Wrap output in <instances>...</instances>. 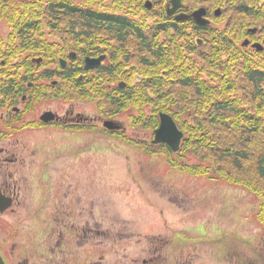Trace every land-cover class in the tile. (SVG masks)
I'll return each mask as SVG.
<instances>
[{
  "label": "trees",
  "instance_id": "trees-1",
  "mask_svg": "<svg viewBox=\"0 0 264 264\" xmlns=\"http://www.w3.org/2000/svg\"><path fill=\"white\" fill-rule=\"evenodd\" d=\"M147 1L153 4L151 11ZM169 1L0 0V24L5 22L10 31L5 41L0 38L1 59L10 64L21 56L20 64L31 65L32 54L43 57L45 64L57 62L64 55L55 49L56 41H49L52 36L64 39V52L79 51L82 60L97 54V40L105 42L109 33H120L114 38L123 43L119 50H128L127 59L143 77L136 86L129 85L124 97L107 100L96 93L100 112L115 116L135 110L132 127L146 132L158 128L160 113L171 115L185 134L180 151L151 146L145 148L148 155L161 156L170 168L194 177L244 188L259 200L255 220L264 229V51L242 46L250 40L264 47V0H181L190 11L206 8L212 27L156 22ZM158 35L166 42L161 61ZM85 72L64 77L63 86L71 80L74 89L77 76ZM100 73L113 74L109 68ZM84 90L67 97L91 98Z\"/></svg>",
  "mask_w": 264,
  "mask_h": 264
},
{
  "label": "flooded vegetation",
  "instance_id": "flooded-vegetation-1",
  "mask_svg": "<svg viewBox=\"0 0 264 264\" xmlns=\"http://www.w3.org/2000/svg\"><path fill=\"white\" fill-rule=\"evenodd\" d=\"M170 5L171 1L156 22L194 24L177 20L190 14L187 9L169 16ZM119 34L109 33L105 42L97 40V54L91 52L82 60L79 51L64 52V39L52 36L55 49L63 51L65 58L59 57L58 62L45 64L43 57L34 56L31 65L6 64L0 55V257L5 264H116L115 241L118 236L120 242L131 236L122 230L115 233L113 217L108 224L100 216L97 182L88 187L81 175L83 168H97L101 150L121 152L133 146L144 151L151 141L144 131L134 130L138 139L128 134L126 114L99 110L96 93L107 100L124 97L129 85L136 86L143 77L133 60L127 59L128 50H119L123 43L114 39ZM104 44L107 47L100 48ZM164 44V37L158 35L159 61ZM100 58L97 67L86 70V59ZM61 60L66 61L64 68ZM106 68L111 76L100 73ZM81 70L86 72L77 76V88H72L71 80L67 88L63 86L64 77ZM50 76L57 79H45ZM83 88L91 98L67 97ZM123 262L117 264H128ZM140 264H157V256L150 255Z\"/></svg>",
  "mask_w": 264,
  "mask_h": 264
},
{
  "label": "rangeland",
  "instance_id": "rangeland-1",
  "mask_svg": "<svg viewBox=\"0 0 264 264\" xmlns=\"http://www.w3.org/2000/svg\"><path fill=\"white\" fill-rule=\"evenodd\" d=\"M9 34L2 22L0 38ZM128 113V134L138 139ZM145 153L133 146L101 150L97 168L81 170L84 182H97L100 216L108 224L113 217L115 233L131 234L115 241L116 264H140L150 255L157 264H264V229L255 220L259 200L253 194L172 169L164 158Z\"/></svg>",
  "mask_w": 264,
  "mask_h": 264
},
{
  "label": "water",
  "instance_id": "water-1",
  "mask_svg": "<svg viewBox=\"0 0 264 264\" xmlns=\"http://www.w3.org/2000/svg\"><path fill=\"white\" fill-rule=\"evenodd\" d=\"M173 9L169 10V14L172 15L174 12H176L178 9L182 7L181 0H172ZM147 9L152 8V4L150 2L146 3ZM206 10L205 9H199L195 11L190 17L187 18H193L196 23L200 25H206L208 24V21L205 20L206 16ZM216 16H220V11L218 10L216 13ZM177 20H184L183 17L177 18ZM252 33H256V30H253ZM249 42L246 41L244 43V46H248ZM254 49H257L258 51H262L263 47L260 44H254ZM101 63V59L99 60H87L86 61V68H94L97 65ZM106 126L109 127L108 124ZM184 137V134L179 131L177 128L175 122L173 119L167 115V114H161L160 115V127L155 131V139L153 141V144H166L168 145L174 152H178L180 149L181 141ZM0 264H4L3 261L0 258Z\"/></svg>",
  "mask_w": 264,
  "mask_h": 264
}]
</instances>
